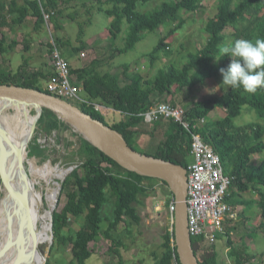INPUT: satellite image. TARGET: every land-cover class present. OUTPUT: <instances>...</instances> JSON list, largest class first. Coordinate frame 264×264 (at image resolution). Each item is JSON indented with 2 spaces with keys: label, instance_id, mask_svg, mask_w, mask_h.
I'll return each mask as SVG.
<instances>
[{
  "label": "trees",
  "instance_id": "16d2710c",
  "mask_svg": "<svg viewBox=\"0 0 264 264\" xmlns=\"http://www.w3.org/2000/svg\"><path fill=\"white\" fill-rule=\"evenodd\" d=\"M72 1L76 0H27L24 6L13 1L9 9L11 12L17 10L19 13L17 18H13L15 24H23L29 16H33L36 19L37 31L45 27V13H48L51 15L50 21L54 23L56 30L60 31L64 29L61 21L65 18L62 7ZM151 1H101L98 12L113 18L110 34L115 39L122 34L125 24L130 25L127 47L119 50L120 53L133 50L144 39L145 34L157 32L165 25L174 24L169 35L160 40L153 52L147 54L152 65H155L163 52L168 53L170 46L166 41L169 37L185 27L187 23L185 15L199 12L205 0L165 2L153 13L138 12L140 3L146 4ZM105 4H110L109 8H105ZM0 7L4 9L3 5ZM70 17L72 21H76L73 15ZM80 27V39L83 40V26ZM228 28L234 30L232 41L238 38L253 42L257 38L264 39V0H219L215 17L210 19L205 27L208 35L206 44L189 55V64L183 69L172 65L159 70L152 78L135 73L130 75L129 81H122L121 77L109 72L83 70L85 77L80 86L83 89L82 93L91 104H81L79 107L95 119L122 133L129 146L137 150L135 146L138 140L143 134H147L142 127L145 124L142 115L164 103L156 98L157 94L162 99L174 98L177 89L193 90L210 79L222 80L219 69L227 68L230 57H223L219 61L216 58L218 46L228 43L229 37L225 34ZM56 41L60 47L68 45L60 39ZM17 45L16 42L7 45L6 39L3 38L0 41V54L3 56L10 54L15 51ZM85 47L84 45L83 48ZM28 50L27 46L26 51ZM80 50L81 48H75L73 51ZM52 76L54 71L27 74V71L23 72L21 69L19 72L6 70L0 73V85H17L50 93L46 85ZM95 104L113 109L125 119L115 123L110 122L96 110ZM218 108L226 110L227 114L215 120L211 114ZM246 108L254 112L260 122L255 121L245 126L236 125V120ZM186 110V120L192 127L199 120H205L206 123L201 129H192L199 133L204 142L220 156L226 175L235 178L231 185L232 189L237 185L245 191L250 187L264 186V160L259 165L253 163L255 155L264 154V88L258 89L253 94L245 92L242 88L231 89L227 86L220 97L194 103L186 107ZM153 126L155 132L162 128L163 133L168 135V138L161 142L154 157L189 169L192 163V134L182 125L174 122H158ZM40 130L48 134L57 131L62 135L65 132H73L74 128L55 112L44 108L37 124V131ZM77 137L79 149L76 155L80 159V164L62 183L61 196L66 197V205L61 210L59 206L52 214L54 236L52 251L57 248L60 251H68L67 249L71 247V264H88L95 254V243L103 237L112 242L110 250L119 256V264H127L120 252L122 248L128 249L122 236L125 234L132 236V228L142 225L143 219L138 207L145 205V198L166 197L169 199L168 208L174 195L167 188H163V197L157 195L156 191L151 195V191H154L156 186L155 182L162 181L142 177L123 169L82 135L77 133ZM28 156L39 165L43 162L56 164L62 157L56 149L43 148L36 140L29 147ZM75 163L73 160L67 164L73 166ZM259 192L262 196L259 204L264 216V193ZM110 200H114L115 204L113 219L106 218L103 213L105 205ZM151 207L153 210V206ZM72 220L84 221L82 229L75 234L70 230ZM105 222L108 224L106 229L105 226L102 227ZM121 224L126 225L123 234L119 233ZM161 242L163 253L153 254L154 264H180L175 245L174 224L172 229H166ZM193 247L200 264H224L218 253L217 244L208 248L203 245L202 239L194 238ZM115 248L117 250H114ZM201 253L204 254L203 258L200 256ZM236 263L242 264L240 261ZM47 264L53 263L49 259Z\"/></svg>",
  "mask_w": 264,
  "mask_h": 264
},
{
  "label": "rangeland",
  "instance_id": "374dc122",
  "mask_svg": "<svg viewBox=\"0 0 264 264\" xmlns=\"http://www.w3.org/2000/svg\"><path fill=\"white\" fill-rule=\"evenodd\" d=\"M101 1L106 2L107 0H92L91 5L89 2H86L87 6L89 5V7L86 8L76 1L70 2L72 3V6H67V8L73 6L75 7L68 9V11L66 10L67 12L65 15L69 12V14H72L76 18V21H72L70 17L72 15L65 16V18L61 21V24L65 25V27L63 26L64 29L60 31H57L54 23L49 20L46 22L45 27L40 29V31H37L35 29L36 19L33 16H29L23 24H15L13 23V18H17V16L13 17V15H11L13 12L6 10L12 16L11 20L6 18V20H8L6 39L7 45L14 42L18 45L15 51L10 54L5 56L0 54V73L6 70L19 72L20 69L23 72L27 71V74L54 71V67H52V52L50 45L54 41L59 47L62 55L70 63L73 72L78 74L81 79L85 77L83 67L87 71L98 70L102 73L109 72L113 75L121 77L122 81L131 80L130 75L135 73L141 74L146 78H152L157 75L159 70L172 65L178 69H183L189 64V55L197 52L206 44L208 35L205 32V27L207 22L215 17L219 3V0H205L203 8L199 12L186 14L185 19L187 23L185 27L179 30L175 35L170 36L166 41V43L170 46L167 50L168 53L163 52L160 60L157 61L155 65H152L150 58L147 57V54L153 52L158 46L160 40L169 35L170 30L174 28V24L165 25L157 32L145 34L144 39L139 42L133 50L127 53H120L119 50L127 47V39L131 27L129 24H125L122 34L117 39L113 38L110 34L113 18L98 12L100 7L99 2ZM172 1L177 0H152L146 4L140 3L138 5V12L143 14L153 13L165 2ZM108 5L110 4H105V8H109ZM92 7L93 9H91ZM17 15H19V13H17ZM81 25L83 26V40L80 39ZM225 34L229 37L228 42L232 41L231 36L234 34V30L232 28H228L225 31ZM2 39L0 38V41ZM57 39L62 40L68 45L60 47L56 41ZM82 41L85 43H82ZM84 45L86 46L85 48H83ZM27 46L30 48L28 51H26ZM75 48H81V50L74 52L73 50ZM226 89L227 86L222 84V80L210 79L205 84L196 86L193 90L177 89V93L174 98L171 97L169 99H162L158 94L156 95V98L161 102L166 101L168 103L186 108L194 103L218 98L225 92ZM80 96L88 101L84 93H81ZM70 102L78 107L81 105L77 101ZM96 109H98V111L110 122L115 123L125 119L123 115H119L120 113L117 112L115 113V110L113 109L106 108L98 104ZM11 113H13V111ZM37 113V108L34 106L30 113V122L32 127L36 124ZM223 114V112L215 113V115H212V118L215 120L220 119ZM255 121L260 122L258 116L254 112L250 111L249 108H246L235 123L238 126H245ZM142 127L147 134H143L145 135V139H139L138 142H140V144L137 142V145L139 146L136 145L135 148L143 154L155 156L161 142H164L168 138V135L163 133L162 128H159V130L155 132L154 126L144 124ZM31 131L32 129L30 130V134ZM77 133L82 135L77 129H74L73 132H65L62 135H60L57 131H54L52 134H48L42 130L37 131L36 129L28 144L27 152H29L30 145L36 140L43 148L50 147L56 149L62 155L59 162L56 164L43 162L41 165L37 164L34 159L29 158L27 155V164L30 167L32 165V168L34 169V176L32 174L31 179L35 186V195H37L36 197L39 201V206L43 215L49 210L47 201L48 193L57 189L59 190V188L62 187L64 180L56 179L51 182L45 181L41 176L36 175L34 164L38 168L51 165L52 167H59V169H69L71 165L67 163L74 160L76 163L73 166H79L80 159L76 155V152L79 149ZM262 156H264V154H262ZM191 160L193 163L192 158ZM7 165L8 167L10 166L9 163H7ZM48 171L49 169L45 170L44 175L47 179L50 178ZM9 174L10 170L7 169V176H9ZM81 175H83V172H81ZM155 185L154 191H151L150 194L153 195L156 191V194L158 193L157 195L163 197V188L168 189V187L163 182H155ZM2 187H4V185L0 180V190ZM107 191L108 193L111 192L110 189ZM2 197H4V194L0 191V199ZM144 200L145 205L138 207L139 213L143 219L142 225L134 226L132 228V236H128L127 234L122 236V239L128 246V249L122 248L120 249V252L123 260L127 264H154L155 261L152 257L153 254L163 253V249L161 247L162 236L166 232L167 228L172 229V217L167 210L169 199L163 197L160 199L145 198ZM56 202H58L57 208L51 212V215L58 209L59 206V210H61L66 205L67 199L66 197H62L60 194L59 200L57 199ZM151 206H153V210ZM114 211V200H110V202L105 205L103 211L104 216L106 218L110 217L113 219ZM82 222L84 221L72 220L70 222V230L74 234L77 233L82 229ZM40 225H42V223ZM104 226L106 229L108 224L105 222L102 227ZM125 229L126 225L121 224L119 233L123 234ZM50 236H53L52 231L50 232ZM260 241L261 244L258 251L264 253V241L263 239ZM53 244L54 240H51L50 244L41 246L40 248V252L45 257V264L49 262V259L53 264H71V247L67 249L68 251H60L58 248L52 251ZM111 245H113L112 242L107 241L103 237L100 238V240L94 245L95 254L88 261V264H119V256L111 252ZM218 248L221 253L224 254L226 249L224 244L219 243ZM114 250L117 249L115 248ZM201 254L202 255L200 256L203 258L204 254ZM223 263L229 264V259H227L226 256Z\"/></svg>",
  "mask_w": 264,
  "mask_h": 264
},
{
  "label": "water",
  "instance_id": "95a60500",
  "mask_svg": "<svg viewBox=\"0 0 264 264\" xmlns=\"http://www.w3.org/2000/svg\"><path fill=\"white\" fill-rule=\"evenodd\" d=\"M0 99L28 102L35 107L37 106V120L32 128L31 138L37 129V124L42 116L43 109L46 108L55 112L62 120L71 124L74 129H76V125H78L88 131V133L93 136L94 139H97L101 145L99 143H94V141L87 138L82 132H79L84 139L105 152L123 169L142 177L162 181L173 193L176 201L177 210L174 216V233L179 262L180 264H200L199 258L193 247V240L189 233L187 205L188 169L133 149L129 146L122 133L95 119L77 105L50 93L17 85H0ZM0 133L5 139V152L0 158V180L5 187L11 188L12 190L14 189L12 182L5 180L6 157L11 152L16 157L17 168L20 171V187L24 189L26 193V210L19 219L20 249L16 261V264H24L26 260V251L30 242L28 223L32 215L33 188H35L31 179V167L27 164V147L31 138L23 151L8 136L1 124ZM77 167L78 166H71L67 170L69 171V175L72 174ZM61 189L62 187L58 190V200ZM49 216L50 230L53 233L52 215L49 214ZM51 240H54V236L51 237ZM35 252L40 253L38 246H35Z\"/></svg>",
  "mask_w": 264,
  "mask_h": 264
},
{
  "label": "built area",
  "instance_id": "2783aa9c",
  "mask_svg": "<svg viewBox=\"0 0 264 264\" xmlns=\"http://www.w3.org/2000/svg\"><path fill=\"white\" fill-rule=\"evenodd\" d=\"M50 14L45 13L46 22ZM51 60L54 76L50 78L47 89L50 94L67 101L80 104H91L83 99L80 83L82 79L73 72L70 63L62 55L56 42L51 44ZM95 104V108H96ZM98 111V109H96ZM186 108L171 103H161L142 115L146 125L153 126L158 122H174L182 125L192 134L191 163L188 169V223L192 238L202 239L203 245L211 248L217 244L220 236H225V223L233 217L231 207L227 203L229 191L234 177L226 175L220 156L206 144L202 136L194 130L201 129L205 120H199L193 127L186 120ZM193 128V129H192ZM168 212L175 221L176 201L172 199Z\"/></svg>",
  "mask_w": 264,
  "mask_h": 264
},
{
  "label": "bare ground",
  "instance_id": "6f19581e",
  "mask_svg": "<svg viewBox=\"0 0 264 264\" xmlns=\"http://www.w3.org/2000/svg\"><path fill=\"white\" fill-rule=\"evenodd\" d=\"M33 107L34 105L28 102L0 99V124L13 142L23 151L31 138L30 130L33 127L30 122V113ZM12 111L13 113H11ZM76 129L94 143L101 145L82 127L76 125ZM4 152L5 139L0 133V158ZM7 163L10 164L9 167ZM34 167L36 175L41 176L47 182L56 179L64 180L69 175L68 169L65 168L59 169V167H52L51 165L38 168L35 164ZM7 169L10 170L9 176H7ZM47 169H49L48 174L50 176L48 179L44 176ZM31 173L34 176L32 165ZM5 174V180L12 182L14 189L4 186L0 190L4 194V197L0 199V264H16L20 249L19 219L26 210V193L20 187V171L17 168L16 157L11 152L6 157ZM33 190L32 215L28 223L30 242L24 264H45V257L40 252V248L51 242L49 214L57 206L58 189L48 193L47 201L50 211L48 210L44 215L41 213L40 204L37 195H35V188ZM41 223L42 225H40ZM35 246H38L40 253L35 252Z\"/></svg>",
  "mask_w": 264,
  "mask_h": 264
},
{
  "label": "crops",
  "instance_id": "0c3cea01",
  "mask_svg": "<svg viewBox=\"0 0 264 264\" xmlns=\"http://www.w3.org/2000/svg\"><path fill=\"white\" fill-rule=\"evenodd\" d=\"M13 1H17L20 5L24 6L27 0H0V5H3L4 9L0 7V38L7 39V23L8 20L17 16V8L11 15L8 13L9 8ZM92 0H76L77 3L83 7L87 6L86 2H89L91 5ZM62 7L65 11L64 14L70 8L67 6H72V3L64 5ZM7 7V9H5ZM78 9V8H76ZM75 9V10H76ZM93 9V7L91 8ZM8 10V11H6ZM67 10V11H66ZM72 15L66 14L65 16ZM6 18L8 20H6ZM7 21V22H6ZM66 21V20H65ZM65 27V25H63ZM30 49V48H29ZM50 65V64H48ZM51 67V66H50ZM85 68L83 67V70ZM224 113L222 117L226 116L227 112L224 109H216L212 112V115L215 113ZM145 135H142L140 140H144ZM140 144V142H138ZM139 146V145H137ZM258 156V157H257ZM264 160V156L255 155L253 157L254 165H259ZM264 193V186L250 187L249 190H242L238 185L230 188L229 191V200L227 203L231 207L233 217L228 218L225 223V236H220L217 242V250L220 254L222 262L226 256L229 259V264H237V261H240L242 264H264V253L258 251L261 241H264V216L262 214V209L260 208L261 202V193ZM224 244L226 247L224 254L218 248V244ZM251 249V250H250ZM233 260H232V259ZM233 261V262H232Z\"/></svg>",
  "mask_w": 264,
  "mask_h": 264
},
{
  "label": "clouds",
  "instance_id": "9594fccd",
  "mask_svg": "<svg viewBox=\"0 0 264 264\" xmlns=\"http://www.w3.org/2000/svg\"><path fill=\"white\" fill-rule=\"evenodd\" d=\"M226 56L230 57L227 68L219 69L223 85L253 94L264 88V39L238 38L219 45L216 60Z\"/></svg>",
  "mask_w": 264,
  "mask_h": 264
}]
</instances>
